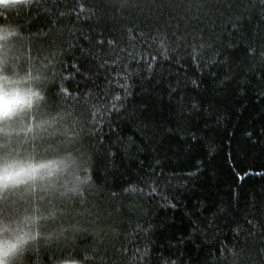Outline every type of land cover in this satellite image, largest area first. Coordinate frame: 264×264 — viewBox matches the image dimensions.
<instances>
[{"label":"trees","instance_id":"trees-1","mask_svg":"<svg viewBox=\"0 0 264 264\" xmlns=\"http://www.w3.org/2000/svg\"><path fill=\"white\" fill-rule=\"evenodd\" d=\"M0 25L16 33L0 62L46 93L27 147L91 176L0 193V214L46 196L55 216L20 264H264L261 0L0 1ZM117 81L131 94L109 126Z\"/></svg>","mask_w":264,"mask_h":264},{"label":"clouds","instance_id":"clouds-1","mask_svg":"<svg viewBox=\"0 0 264 264\" xmlns=\"http://www.w3.org/2000/svg\"><path fill=\"white\" fill-rule=\"evenodd\" d=\"M15 34L9 26L0 25V45H7ZM6 64L7 61L0 62V180H3L4 170L14 173L46 164L52 175L43 181L37 177L35 187L49 185L51 192L64 194L88 185L91 182L89 168L78 154L56 150L40 152L27 147L32 139L28 117L46 99V93L38 86L36 77L8 71ZM44 124L51 126L50 121H41L40 126ZM32 183L10 186L8 191L26 190ZM46 207V196H41L36 203L21 207L14 216L0 214V255L7 253L4 264H20V257L31 249L29 237L38 227L53 223L55 216ZM59 264H64V260Z\"/></svg>","mask_w":264,"mask_h":264},{"label":"snow or ice","instance_id":"snow-or-ice-1","mask_svg":"<svg viewBox=\"0 0 264 264\" xmlns=\"http://www.w3.org/2000/svg\"><path fill=\"white\" fill-rule=\"evenodd\" d=\"M261 4L264 5V0H261ZM167 59V57H165ZM155 58H153V61ZM194 66H197L195 64V60L193 61ZM152 66L149 67L148 71L151 72ZM128 79L127 76L124 77V80L126 81ZM193 86L195 87V82H193ZM116 88H118L120 91H123L124 95H118V94H113L110 101L108 100V97L105 95L103 98L99 97L98 99H107L108 100V106L105 111H103L100 115L101 117L109 123L111 122V117L113 115L119 116L122 111L124 110V101L128 99L130 96V91H129V85L125 83H120L119 81L116 82ZM93 104H96V101L93 102ZM96 109L94 108V111ZM250 135V134H249ZM197 164L199 165L200 162L198 161ZM48 165L46 164H40L37 166L32 167L29 170H21L20 172H14V173H9L7 170H4L3 174V180H0V193H8L9 187H17L20 184H25L28 185L29 182H33L32 186L29 189H26L28 192H34L36 190L35 187V181L37 177H39L40 180H45L47 177L51 176L52 173L50 171H47ZM254 175H261L264 176V172H258V173H250ZM191 175V173H190ZM22 177H27L22 178ZM41 191L45 192H51V187L49 185H42L40 188ZM175 207V205H172ZM250 223V221H249ZM7 256V253H3V255H0V264H4V257ZM64 264H78V260L69 257L64 260Z\"/></svg>","mask_w":264,"mask_h":264},{"label":"rangeland","instance_id":"rangeland-1","mask_svg":"<svg viewBox=\"0 0 264 264\" xmlns=\"http://www.w3.org/2000/svg\"><path fill=\"white\" fill-rule=\"evenodd\" d=\"M0 1H16V0H0ZM7 45H0V59L3 58Z\"/></svg>","mask_w":264,"mask_h":264}]
</instances>
